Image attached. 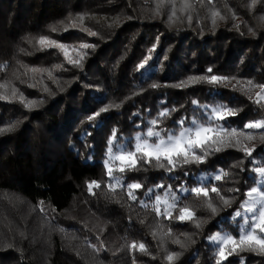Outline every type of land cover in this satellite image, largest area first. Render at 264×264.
<instances>
[{"label":"trees","instance_id":"16d2710c","mask_svg":"<svg viewBox=\"0 0 264 264\" xmlns=\"http://www.w3.org/2000/svg\"><path fill=\"white\" fill-rule=\"evenodd\" d=\"M41 36L65 45L73 59L86 53L82 67L69 65L57 48L42 49ZM213 74L234 79L194 82ZM181 81L188 86H164ZM259 85L264 0L254 6L251 0H0V93L9 97L0 100V128L12 129L0 133V264H241V258L264 264V253L248 250L220 262L209 239L217 232L239 237L233 209L240 210L264 169V128L245 127L264 120ZM21 95L38 106L25 108ZM220 106L237 115L211 123L246 135L238 147L217 145L221 151L204 163L171 174L179 180L155 167L120 174L116 166L120 183L107 177L113 129V144L132 146L129 140L151 120L162 133H177L174 121L207 124ZM165 109L177 111L161 117ZM92 181L101 187L89 191ZM132 182L144 185L134 190L135 201L120 186ZM181 182L209 193H181ZM170 194L174 208L167 214L162 201ZM184 208L191 220L178 219Z\"/></svg>","mask_w":264,"mask_h":264},{"label":"snow or ice","instance_id":"6c2138e0","mask_svg":"<svg viewBox=\"0 0 264 264\" xmlns=\"http://www.w3.org/2000/svg\"><path fill=\"white\" fill-rule=\"evenodd\" d=\"M259 0H251L252 5L254 6L258 3ZM173 16L175 12L173 11ZM172 17H169L171 20ZM190 19V18H189ZM214 22V21H213ZM55 31V29H53ZM89 36H96V32L89 31L88 29H83ZM41 48H57L63 52L64 57L67 60V63L72 67H82L81 61L85 58V54L80 56V59H73L72 56L69 55L68 51L65 50L66 46L60 43H57L54 40H50L46 36H41L38 41ZM83 49L94 48L95 45L83 44L81 45ZM155 45L153 49L149 50V56L147 59H151V52L155 50ZM23 51V50H21ZM147 59L142 62L138 67L143 69L145 64L147 63ZM164 59H167L165 57ZM56 68L64 69L63 65H56ZM208 73H212L213 69L208 68ZM48 76L52 79V72H48ZM193 79V78H190ZM229 77H221L218 75H209L206 77H201L199 79H195V83L205 82L209 85H219L225 82H229ZM249 84H252V81H248ZM166 87H175V88H182L187 87L188 85L185 82L181 81L175 85H164ZM31 88H35V84L29 85ZM151 88L157 89L160 88L161 85L157 83H153L150 85ZM261 89H264V85H259ZM44 91H48L47 87L44 88ZM15 92L12 93V96L15 97ZM257 96L260 97V93H257ZM260 99H264V97H260ZM0 100L8 101L9 97L0 93ZM20 102L23 104L25 108H33L37 107L38 104L36 101H24L23 96H20ZM259 100L254 101V103H259ZM162 103H164L162 101ZM192 104H197L198 102L193 100L191 101ZM109 107H113L109 105L108 107L101 108L99 112L95 114V116H100L101 113H104L109 110ZM115 107H119V105H115ZM203 107V106H202ZM170 111H177L176 109H165L164 111L160 112V116L164 117L169 115ZM212 115L209 117V122L207 124H200L197 122L195 118L191 119L192 127H185V118H181L178 121H174L179 127L178 133H171L165 132L162 135L161 131H154L152 127L147 129L146 134L141 135L137 133L134 137L135 144L133 150H120L119 154L110 157L114 158L116 161L120 163V167L115 171L123 174L126 171H139L141 169H146L148 167H155L156 169L163 170L165 173L171 175L177 170H182L188 165H197L204 163L206 158L215 152L221 151L220 147L217 145H224L225 147H238L240 145V141L235 139L236 129L233 128L229 132L227 129H222L226 135H221V131L218 130L217 127H214L211 121H219V120H226L228 117H232L237 115V110L229 108L227 106H220L211 109ZM138 115V113H137ZM94 117H90L93 119ZM151 125H156L157 121L151 120L149 122ZM246 128L249 129H256V128H264V120H257V121H250L245 125ZM11 128L3 129L0 128V133L5 131H11ZM85 135L88 136L90 133L85 132ZM117 133L116 130H112L111 137L107 140V151L109 154L113 152V141L116 139ZM152 138H155L154 142H150ZM250 138V137H249ZM233 140L235 142L233 143ZM241 151L245 152L247 155H251L250 151L247 149L241 148ZM105 164H108V160L104 161ZM139 165V167H137ZM262 173H264V169H259ZM106 175L110 180H116L117 183H120L119 178L114 175V169L112 167H108L106 170ZM183 175L187 177L189 175L188 172H183ZM171 178L174 180H179V176L171 175ZM216 180L220 179V176L215 177ZM121 188L127 191V195L131 198V200H137L136 194L134 190H139L144 187L139 182H132L127 184H120ZM89 191H91L94 187L100 188L101 185L97 181H92L87 185ZM157 187L164 188L168 187L171 189V186L158 184ZM153 188H148L147 192H153ZM178 191L181 193L184 192H194L196 194H203L207 196L209 193V189L205 187H196L194 189H188L183 186V182H181V186L179 187ZM235 191H239L236 189ZM211 192L217 193L219 190L216 187L211 188ZM255 194V195H254ZM248 199H244L239 208L244 210V213H252V223L249 225V217L244 215V225H249V230L247 233L241 231L239 235V239L237 240L236 237L231 235L226 236L223 239V246L219 248L218 257L219 261L223 262L227 260L229 255L233 253H238L240 251H259L260 253H264V191H261L260 188L251 187L249 191L245 193ZM258 196V198H257ZM156 201L159 202L160 197H155ZM225 205H228L230 202L225 200ZM260 204V208L256 209L255 205ZM247 205V207H245ZM210 207V205H209ZM213 212L215 209H212ZM234 211V219L237 217L242 216V211L238 209H233ZM258 213V215H257ZM193 217V213L190 212L187 208L181 209L178 219L180 221H188L191 220ZM244 225H241L243 229ZM209 239H218V237H209ZM231 245V250L226 254V248ZM133 249L136 248V244L133 243L131 245ZM144 245L140 244L139 248L141 251L144 250ZM174 254L169 255L167 259L169 261L173 260ZM241 264H243V259L241 258Z\"/></svg>","mask_w":264,"mask_h":264},{"label":"rangeland","instance_id":"374dc122","mask_svg":"<svg viewBox=\"0 0 264 264\" xmlns=\"http://www.w3.org/2000/svg\"><path fill=\"white\" fill-rule=\"evenodd\" d=\"M261 96L264 97V94L261 95ZM198 123L203 124L201 122H198ZM150 127H152L154 131H160L159 129L155 128L154 125H151ZM186 127H192V124L189 125V126H186ZM222 129L221 130L218 129V130L221 131V135H226V133H224ZM146 132H147V130L141 131V132H137V133H140L141 135H144V134H146ZM171 133L175 134L174 132H171ZM136 134L133 136V138L131 140H129V143H132V146L126 145V143H122V144L115 143V144H113V152L111 154L108 153V157L106 159V160H108L107 167H112L114 169V168H116V166H118V167L121 166L118 161H116L114 158H110V157H114V156L118 155L119 154V151L122 150V149L123 150H133L134 149V144H135L134 137L136 136ZM163 134L164 133H162V135ZM246 137L247 136L244 135L243 133H236L235 134V139H238L239 141H241L243 138L246 140ZM154 140H155V138H152V140L150 142H154ZM233 142H235V140H233ZM202 176L205 177V178H208L207 174H203ZM263 186H264V174L261 173V174H259V178H258L257 184L254 187L260 188L261 191H264V188H262ZM167 196L163 198V201L162 202L164 204L163 205L164 206V209H165L166 213L168 214V213H171L173 211V208H174L173 200L175 201V197L172 194H170L169 198ZM257 198H258V196H257ZM246 199H248V198H246ZM245 207H247V205H245ZM255 208L256 209H259L260 208V204H256L255 205ZM240 210L242 211V216L241 217H237L239 219L238 220V223H239V232L241 233V231H244L245 233H247V231L249 230V225L252 223L251 217H252L253 214L252 213H244V210L243 209H240ZM244 215H247L250 218L249 219V225H244ZM257 215H258V213H257ZM241 225H244L243 229L241 228ZM228 235H231L233 237H236L237 240L239 239V237L235 236V234H233L231 232L230 233H222V234L220 232H217V233H215L211 237H218V239H210V240H211V242L213 244H215L216 246H218V249H219L221 246H223V239L226 236H228ZM231 247L232 246L229 245L226 248V251L228 249H230Z\"/></svg>","mask_w":264,"mask_h":264}]
</instances>
